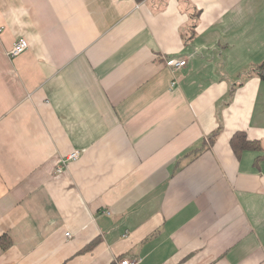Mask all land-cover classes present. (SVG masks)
<instances>
[{
    "label": "crops",
    "instance_id": "crops-1",
    "mask_svg": "<svg viewBox=\"0 0 264 264\" xmlns=\"http://www.w3.org/2000/svg\"><path fill=\"white\" fill-rule=\"evenodd\" d=\"M262 64L264 0H0V264H264Z\"/></svg>",
    "mask_w": 264,
    "mask_h": 264
},
{
    "label": "built area",
    "instance_id": "built-area-1",
    "mask_svg": "<svg viewBox=\"0 0 264 264\" xmlns=\"http://www.w3.org/2000/svg\"><path fill=\"white\" fill-rule=\"evenodd\" d=\"M29 47V43L25 39H20L17 41L13 47V49L10 51L9 56L10 57H17L21 54H23ZM169 65L175 69L183 68L187 65L186 60H180V61H171L169 62ZM79 152H74L70 155L69 160L76 161L79 159ZM66 161H63V164H65ZM62 172V168L60 169V173ZM70 236V234H68ZM139 261L137 260H125L122 261L121 264H138Z\"/></svg>",
    "mask_w": 264,
    "mask_h": 264
},
{
    "label": "trees",
    "instance_id": "trees-1",
    "mask_svg": "<svg viewBox=\"0 0 264 264\" xmlns=\"http://www.w3.org/2000/svg\"><path fill=\"white\" fill-rule=\"evenodd\" d=\"M257 75L264 81V64H262L259 68L256 69ZM250 148H255L251 145ZM0 243L3 246V248L7 249L11 246V241L9 239V237L4 236L0 239Z\"/></svg>",
    "mask_w": 264,
    "mask_h": 264
},
{
    "label": "rangeland",
    "instance_id": "rangeland-1",
    "mask_svg": "<svg viewBox=\"0 0 264 264\" xmlns=\"http://www.w3.org/2000/svg\"><path fill=\"white\" fill-rule=\"evenodd\" d=\"M70 236H71V234H70Z\"/></svg>",
    "mask_w": 264,
    "mask_h": 264
}]
</instances>
